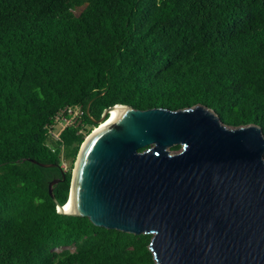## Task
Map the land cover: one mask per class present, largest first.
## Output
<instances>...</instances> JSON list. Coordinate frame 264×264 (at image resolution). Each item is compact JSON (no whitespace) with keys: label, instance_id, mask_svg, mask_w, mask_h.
Masks as SVG:
<instances>
[{"label":"trees","instance_id":"obj_1","mask_svg":"<svg viewBox=\"0 0 264 264\" xmlns=\"http://www.w3.org/2000/svg\"><path fill=\"white\" fill-rule=\"evenodd\" d=\"M116 105H202L264 134V0H0V264H155L151 235L60 214L48 194L64 175L65 205L72 171L45 126L81 106L89 132ZM79 132L61 133L71 165Z\"/></svg>","mask_w":264,"mask_h":264},{"label":"water","instance_id":"obj_2","mask_svg":"<svg viewBox=\"0 0 264 264\" xmlns=\"http://www.w3.org/2000/svg\"><path fill=\"white\" fill-rule=\"evenodd\" d=\"M112 108L80 147L65 205L53 194L65 176L49 182L57 212L151 235L155 264H264L261 128L230 127L202 105Z\"/></svg>","mask_w":264,"mask_h":264},{"label":"built area","instance_id":"obj_3","mask_svg":"<svg viewBox=\"0 0 264 264\" xmlns=\"http://www.w3.org/2000/svg\"><path fill=\"white\" fill-rule=\"evenodd\" d=\"M85 112L81 106H66L60 109L52 118L51 123L45 126L47 138L45 146L53 153L58 154L61 163L65 160L63 157V145L61 133L70 127L80 128L79 133L86 134L88 126L84 123Z\"/></svg>","mask_w":264,"mask_h":264},{"label":"rangeland","instance_id":"obj_4","mask_svg":"<svg viewBox=\"0 0 264 264\" xmlns=\"http://www.w3.org/2000/svg\"><path fill=\"white\" fill-rule=\"evenodd\" d=\"M80 12V10H78L76 13H79ZM109 116V115H108ZM96 128H98V126L97 127H95V128H93V129H91V131H89V132H87L86 133V135H85V139L96 129ZM84 139V140H85ZM83 144V143H82ZM179 151H181V148H180V150ZM172 154H175L174 152H171ZM178 153V152H177ZM75 164V163H74ZM74 164L73 165H71V162L69 161V160H64L62 163H61V168L63 169V171L64 172H67V171H69V170H71V171H73V169H74ZM72 250V249H71ZM62 251V249H58V250H56V252H61Z\"/></svg>","mask_w":264,"mask_h":264},{"label":"bare ground","instance_id":"obj_5","mask_svg":"<svg viewBox=\"0 0 264 264\" xmlns=\"http://www.w3.org/2000/svg\"><path fill=\"white\" fill-rule=\"evenodd\" d=\"M119 113H120V109H118V108H112V109H110V110L108 111V115H109V116H108L107 121H109L110 119H112V118L118 116ZM107 121H106V122H107ZM68 207H69V203H68V205H66L64 208H62V210L68 211Z\"/></svg>","mask_w":264,"mask_h":264}]
</instances>
